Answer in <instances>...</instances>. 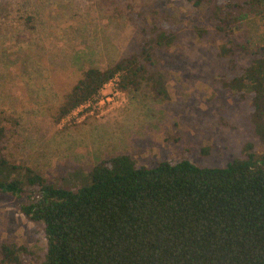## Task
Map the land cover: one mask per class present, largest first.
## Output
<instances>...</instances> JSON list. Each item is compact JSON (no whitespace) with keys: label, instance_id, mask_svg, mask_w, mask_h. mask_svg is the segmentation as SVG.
<instances>
[{"label":"rangeland","instance_id":"obj_1","mask_svg":"<svg viewBox=\"0 0 264 264\" xmlns=\"http://www.w3.org/2000/svg\"><path fill=\"white\" fill-rule=\"evenodd\" d=\"M232 1L245 2L235 13L246 17L225 33L197 0H0V116L14 124L2 143L6 158L71 187L74 171L82 176L121 153L151 167L178 160L186 149L201 167L244 158L247 145L248 153L263 154L261 141L238 126L244 103L218 78L228 60L249 63L244 53L219 57L221 44L233 38L250 50L264 46V17L246 0ZM131 12L149 22L169 15L178 26L164 61L169 97H156L146 85L122 91L115 78L56 121L58 106L87 69H105L139 50L142 33ZM6 237L32 246L39 234L0 200V243Z\"/></svg>","mask_w":264,"mask_h":264},{"label":"trees","instance_id":"obj_2","mask_svg":"<svg viewBox=\"0 0 264 264\" xmlns=\"http://www.w3.org/2000/svg\"><path fill=\"white\" fill-rule=\"evenodd\" d=\"M197 1L210 7L208 19L219 32L246 17L235 13L245 2ZM246 2L264 17V0ZM130 19L142 33L139 50L105 69H87L58 106L56 121L115 77L122 91L146 85L156 97H169L164 61L178 26L169 15L149 22L131 12ZM195 31L204 37L199 26ZM218 49L224 59L249 57L246 66L228 60L218 78L244 103L238 126L264 145V46L250 50L232 38ZM13 127L0 116V200L31 222L39 238L32 246L4 238L1 264H264V153H248L250 145L244 158L223 167L194 164L189 149L153 167L129 153L112 155L87 174L74 171L70 187L6 158L2 143Z\"/></svg>","mask_w":264,"mask_h":264},{"label":"built area","instance_id":"obj_3","mask_svg":"<svg viewBox=\"0 0 264 264\" xmlns=\"http://www.w3.org/2000/svg\"><path fill=\"white\" fill-rule=\"evenodd\" d=\"M115 78H118V77H115ZM115 78H114V79H115Z\"/></svg>","mask_w":264,"mask_h":264}]
</instances>
